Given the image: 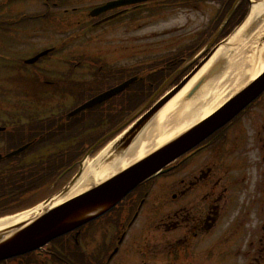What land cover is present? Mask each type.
Instances as JSON below:
<instances>
[{
    "label": "flooded vegetation",
    "instance_id": "1",
    "mask_svg": "<svg viewBox=\"0 0 264 264\" xmlns=\"http://www.w3.org/2000/svg\"><path fill=\"white\" fill-rule=\"evenodd\" d=\"M121 1L131 0H0V87L65 88L73 83L67 79L75 71L42 68L37 63L27 66L26 56L37 51H50L47 57L51 56L58 49V39L72 56H100L101 38L118 32L122 20L131 22L140 11L149 19L186 17L189 22L192 16L196 40L188 44L189 53L200 49L206 54L234 22L230 16L234 0H151L96 13ZM222 8L228 19L217 29L225 15L220 16ZM87 67L84 73L92 71V66ZM49 75L61 80H50ZM36 100L41 99L15 97L13 103ZM17 137L16 132L7 135L3 148L15 145L12 141ZM173 167L164 181H174L160 184L165 198H157L154 209L161 216L156 226L163 233L161 243L172 254L161 264H227L232 259L228 254L220 259L197 256L201 251L196 250L217 244L225 245L228 252L240 250L242 256H236L240 264H264V95ZM125 213L122 210L119 216L115 213L99 225L73 232L31 256L2 264H155L158 260L148 251L154 242L147 240V234L123 246ZM218 226H225L226 236L214 239Z\"/></svg>",
    "mask_w": 264,
    "mask_h": 264
},
{
    "label": "water",
    "instance_id": "2",
    "mask_svg": "<svg viewBox=\"0 0 264 264\" xmlns=\"http://www.w3.org/2000/svg\"><path fill=\"white\" fill-rule=\"evenodd\" d=\"M136 80H132L121 87L93 100L73 115L92 107H95L115 95L123 92ZM264 89V73L249 87H247L237 98L229 103L231 115L236 107L243 106ZM177 91L173 94L175 95ZM172 97V96H171ZM170 97V98H171ZM169 98V99H170ZM162 102L144 120L140 122L135 132L126 140L125 144L118 150H125L135 138L136 134L146 122L169 100ZM230 115V116H231ZM220 119V118H218ZM221 120V119H220ZM201 136L200 130L191 131L184 137L178 138L164 150L156 151L153 155L141 162L134 164L126 170L119 172L107 181L91 186L78 198L53 208L47 213L33 218L25 223L13 227V231H19L13 236L8 234V239L0 243V251L12 247L22 253L31 251L45 244L48 240L71 231L80 225L92 220L96 214L102 215L114 207L121 199L130 193L137 185L151 177L164 166L168 165L176 157L194 147Z\"/></svg>",
    "mask_w": 264,
    "mask_h": 264
},
{
    "label": "bare ground",
    "instance_id": "3",
    "mask_svg": "<svg viewBox=\"0 0 264 264\" xmlns=\"http://www.w3.org/2000/svg\"><path fill=\"white\" fill-rule=\"evenodd\" d=\"M256 27H251V26ZM247 36L252 40L257 39L259 41L264 35V3L256 5L252 8L251 15L246 24L237 32V36ZM235 36V38L237 37ZM226 50L215 54L209 63L198 73V75L187 85V87L177 95L170 103H168L151 121V125L147 128L134 142L133 144L122 154L116 156L111 160H104L107 155V150L99 154V156L92 162L84 164V171L81 180L76 184L71 192L62 200L56 202L54 206L61 205L63 202L70 200L71 198L85 192L90 186L96 185L104 180L111 178L118 174L120 171L127 169L140 160H145V157L154 151L164 150L166 144L177 138L181 133L185 132L191 126L206 120L220 105L229 97L228 92L231 89L239 88L242 84L249 82L256 74L254 70H249L248 75L241 77L234 86L227 87V81L218 83L217 89H220L219 98L214 97L207 107L205 98L200 95L197 101L186 103V95L190 92L193 86L201 80V78L208 79L211 75L210 71L215 69L218 61L221 57L226 56ZM260 55L262 54L259 52ZM256 55V53H255ZM244 69V66L240 64L237 70ZM264 69V65H263ZM208 74V75H207ZM207 75V76H205ZM232 76V75H231ZM228 75L223 80L231 77ZM218 80L210 82L217 83ZM221 83V84H220ZM209 87V91H210ZM207 107V108H206ZM49 205V204H48ZM48 205H45L47 207ZM44 208L40 207L29 213H22L14 217L4 218L0 220V228L6 225L17 224L25 222L28 219L35 217L41 213Z\"/></svg>",
    "mask_w": 264,
    "mask_h": 264
},
{
    "label": "rangeland",
    "instance_id": "4",
    "mask_svg": "<svg viewBox=\"0 0 264 264\" xmlns=\"http://www.w3.org/2000/svg\"><path fill=\"white\" fill-rule=\"evenodd\" d=\"M144 23H147L146 18L138 21V25H137L138 29L136 32L133 31V33H131L129 30L126 31L127 29H129L128 27L124 30H121L117 34L109 35V36H105L101 38V40L103 41L102 47L105 48L108 52H110L108 54L109 56L106 57V59L109 60L110 66L112 67L115 66L116 68L137 66V70H141L139 66H147L155 62H158L159 60H162L163 58H165L166 54L172 50L171 46H168L172 42V37H170V34H168V31L173 27L180 26L181 25L180 23H178L174 19H168V20L161 21V22L154 21V24H150V25H147ZM135 38H137L136 43H134ZM119 43L122 44L121 45L122 52L124 50L126 51L123 53L121 52V53L115 54L114 51H116L115 50L116 48L118 49L117 46L119 45ZM135 47H136V50L134 49ZM252 48L254 49V47ZM117 52H120V50H118ZM234 52H238V53L230 54L228 57H224L226 61L224 65H221V69H223V71L221 70L222 71L221 72L219 70L221 72V76L220 78H218L217 83L216 84L212 83V86H211L209 85V82H212V81L208 80L204 84H201V87L199 88V92L193 98L186 100V103L188 105L189 103L197 101L200 95L203 94L206 100L205 103L207 107H210L209 104L212 101H214L213 98L214 97H216L217 99L219 98L218 94L221 90L217 89V87L220 81L221 83L222 82L224 83L225 81L229 83L235 82V81H238L242 77V75L248 73V71L251 69L252 65L254 64V60H253L254 51L250 52L249 45H248L247 50L242 49V46H239L236 50H234ZM26 58H29V56H27ZM240 64L244 66V69L246 68V72H244L243 69L239 71L237 70ZM41 65L42 64H40V66ZM54 65L57 66V64H54ZM42 67H46V66H42ZM228 75L230 76L232 75V76L222 81V79L227 77ZM216 77H218V75ZM208 86L211 88L210 91H209ZM162 95H163L162 92L159 93V95L156 96L153 102L158 100ZM8 96H11L9 92L0 90V100ZM79 104L80 103L70 104L68 105L69 107L67 108V110H72L76 108L77 106H79ZM151 104L152 103H150V105ZM65 110H66V107H65ZM4 117H5L4 106L0 104V125ZM149 127L150 126L148 125L141 132V134ZM107 147L104 149L107 150ZM0 150H1V146H0ZM89 162H91V160ZM74 176L75 175H73V177ZM173 181H174L173 178H170L166 181H164V179H161L156 184L154 191L158 192L157 195H160L161 198L164 199L165 194H164V191L160 189V184L164 186V184H166L167 182H173ZM146 218H147V213L142 214L137 224L139 223L143 224ZM224 230H225V226L223 227L218 226L215 232L214 239L218 238L219 236L225 237L226 233L224 232ZM159 237H160V234H154L153 236H151L153 240H158ZM155 250L160 251V248L155 249ZM217 251H218V254L221 255L222 257H226L228 254L230 258H232L227 261V264H240L241 259L236 258V256H242L241 253L240 255H238L240 250H234L232 252L231 251L228 252L227 247L225 245H222L218 247ZM156 256H161V255L158 254Z\"/></svg>",
    "mask_w": 264,
    "mask_h": 264
},
{
    "label": "trees",
    "instance_id": "5",
    "mask_svg": "<svg viewBox=\"0 0 264 264\" xmlns=\"http://www.w3.org/2000/svg\"><path fill=\"white\" fill-rule=\"evenodd\" d=\"M140 84H141V83H140ZM145 90H146L145 88H143V87L140 86L139 91L144 92ZM146 91H150V89L147 88ZM122 108H123V109L126 108L125 103H122ZM126 111H129V110H122V112H126ZM107 123H108V122H107ZM115 123H116L115 121H112V122H111V124H113V125H114Z\"/></svg>",
    "mask_w": 264,
    "mask_h": 264
}]
</instances>
